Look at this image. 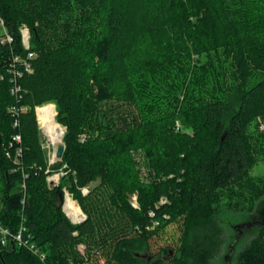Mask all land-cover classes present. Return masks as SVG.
Returning <instances> with one entry per match:
<instances>
[{
    "label": "trees",
    "instance_id": "1",
    "mask_svg": "<svg viewBox=\"0 0 264 264\" xmlns=\"http://www.w3.org/2000/svg\"><path fill=\"white\" fill-rule=\"evenodd\" d=\"M0 17L13 37L0 35V223L46 257L0 240V264H214L219 214L264 205L251 175L264 160V0H0ZM24 26L37 58L19 100ZM46 104L65 129L54 164L35 113ZM15 105L29 108L18 128ZM67 193L83 223L64 212ZM170 225L176 245L154 253ZM256 233L235 264H264V213Z\"/></svg>",
    "mask_w": 264,
    "mask_h": 264
},
{
    "label": "built area",
    "instance_id": "2",
    "mask_svg": "<svg viewBox=\"0 0 264 264\" xmlns=\"http://www.w3.org/2000/svg\"><path fill=\"white\" fill-rule=\"evenodd\" d=\"M21 34H22L23 46H24L25 51H27V54L25 57L20 56V55L14 56V63H13L12 69L10 70L11 71L10 74L12 77L11 78L12 79L11 80V83H12L11 94L13 96H16L19 100L22 99V94H21L22 90H21V86L18 80L19 78L22 77L23 71L26 73H31L33 71V61L37 58V54L31 51V43H30L31 33H30L29 28L26 26L22 27ZM0 35H1V42L3 44L13 43V37L8 34L2 17H0ZM18 65H21L22 70H19V68L17 67ZM8 111L13 117L14 127L18 128L20 126L21 115L27 113L29 111V108L25 106L15 105V106H11L8 109ZM35 113H36L37 123L41 131V134L44 133L43 135L48 137L47 132H46V120L45 119L46 117H48V114H50L51 117L53 118V121L56 122L57 111H56L55 105L46 104V105L38 106L35 108ZM22 141H23L22 136L20 134H16L13 137V143L11 145L15 154L19 156H21L23 153V149L21 146ZM5 154L8 157H10V149L6 148ZM60 175L61 174H58L56 176H58L60 179ZM49 182H53V184H55V182L50 179H49ZM83 192L84 194H87L88 190L84 189ZM69 199L72 200L76 204V206L80 209L77 215H71L67 211L66 204ZM165 203H167V199H162L160 204L163 205ZM134 205L135 207H138L136 203ZM64 212L66 213L70 221L75 225L83 223L87 219L81 207L77 205V203L73 200V198L68 193L66 194V197H65ZM150 215L154 221L153 223L154 225L152 227L154 229L159 226V222L156 221L154 212H151ZM25 231H26L25 228H21L18 233H11L9 229L3 227L2 224L0 223V240H1L2 245L7 246L8 243L11 242L15 246L28 249L31 253L38 256L41 260H45L46 258L45 254L32 241L31 236L25 234Z\"/></svg>",
    "mask_w": 264,
    "mask_h": 264
},
{
    "label": "rangeland",
    "instance_id": "3",
    "mask_svg": "<svg viewBox=\"0 0 264 264\" xmlns=\"http://www.w3.org/2000/svg\"><path fill=\"white\" fill-rule=\"evenodd\" d=\"M43 134H41L42 142L44 143V146L49 153L50 160L55 161L56 151L61 145H53L50 142L49 138ZM56 175L49 178L50 180L55 182V185L59 181V177ZM251 175L253 177L264 176V160H261L254 167V169L251 171ZM50 184L51 186H54L53 182H50ZM90 188L85 189L89 191ZM131 202L133 203V205L136 203L138 206L137 196H133ZM263 213L264 205L262 204L261 206H259V209L257 210L254 216H249L248 214L233 213L227 210L222 211L219 214L221 225L224 229L225 242L221 253L215 259L214 264H235V259L238 253L242 251L250 242V240L257 234L256 232L260 225L261 215H263ZM178 237V226H168L157 238L152 241L153 252L157 253L160 248L174 247L177 243ZM79 249L82 253H85V246L81 245Z\"/></svg>",
    "mask_w": 264,
    "mask_h": 264
},
{
    "label": "bare ground",
    "instance_id": "4",
    "mask_svg": "<svg viewBox=\"0 0 264 264\" xmlns=\"http://www.w3.org/2000/svg\"><path fill=\"white\" fill-rule=\"evenodd\" d=\"M45 120H46V132H47L50 142L53 145H62L63 137H64L63 127L59 126L60 124H58L57 121L56 122L53 121V118L51 117L50 114H48V117H46ZM66 209L71 215H77L78 212L80 211V209L76 206V204L70 199L68 200L66 204Z\"/></svg>",
    "mask_w": 264,
    "mask_h": 264
},
{
    "label": "water",
    "instance_id": "5",
    "mask_svg": "<svg viewBox=\"0 0 264 264\" xmlns=\"http://www.w3.org/2000/svg\"><path fill=\"white\" fill-rule=\"evenodd\" d=\"M65 150H66V145L63 142L62 145L56 151L55 161L52 160L51 163L54 164V163H57V162H61L63 157H64Z\"/></svg>",
    "mask_w": 264,
    "mask_h": 264
}]
</instances>
